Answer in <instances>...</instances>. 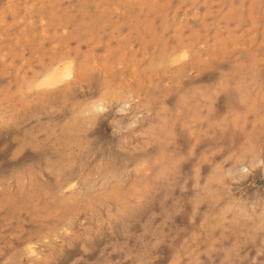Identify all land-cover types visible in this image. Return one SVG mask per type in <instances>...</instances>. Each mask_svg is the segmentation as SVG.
<instances>
[{
    "label": "rangeland",
    "instance_id": "obj_1",
    "mask_svg": "<svg viewBox=\"0 0 264 264\" xmlns=\"http://www.w3.org/2000/svg\"><path fill=\"white\" fill-rule=\"evenodd\" d=\"M260 3L261 0H0V112L7 110L12 120V126H0V145L11 146L25 135L31 138L35 134L47 139L45 129L56 127V120L63 112L53 114L51 108L44 111L35 104L29 107L20 92L22 88L26 91L27 82L41 70L55 67L66 57L77 62L78 78L84 75L90 78L86 86L99 90L111 85L135 92L143 97L146 105H166L184 89L199 97L187 112L202 110L207 114L208 96L200 87L185 86L199 82V86L207 88L219 79L222 69L235 75L234 94L239 103L247 99L249 91L253 97L264 98L261 91L264 86V11ZM184 48L190 50V59L182 65H173L171 57ZM217 104L223 106L219 97ZM249 109L252 107L245 111ZM148 110L145 109V115ZM159 111L160 108H156V112ZM165 118L169 127L167 139L175 143L171 135L174 119H170V113L162 114L160 118L155 116L156 127L141 128L133 137L141 149L147 148L148 141L158 136L159 125L165 124ZM252 119H255L254 112ZM133 122L134 125L141 123L135 117L126 118L118 131H114L112 121L109 122L108 133L116 138L118 150L122 151L120 146L127 147L130 143L124 129L131 130L128 125ZM97 127L96 124L91 130ZM204 128L206 134L201 137L194 138L191 132L184 135L190 154L225 131L210 129L207 122ZM132 150L135 151L136 146ZM26 151L32 156L39 155L30 148ZM22 156L23 153L16 159ZM8 163L15 161L9 158ZM35 163L38 165L39 160ZM31 166L29 161L28 167ZM7 181L13 183L11 197L6 194ZM24 188L18 170L9 167L5 172L0 164V190H3L0 191V254L7 253L9 260L19 259L16 253L33 235L32 202L24 195ZM187 219L188 224L193 223L191 215ZM184 223L182 211L162 209L159 216L150 215L142 223L137 218L122 224L118 234L106 242H98L99 246L86 254L93 256L90 264L104 259L105 252L126 261L128 256L120 250H138L141 233L148 230L159 233L160 242L154 241L153 258L175 264L186 241L191 242L192 234H184ZM205 225L212 230L208 219L201 217L197 232L203 231ZM136 228L140 231L136 232ZM69 251L85 254L80 248H69ZM251 255L255 256L256 252Z\"/></svg>",
    "mask_w": 264,
    "mask_h": 264
},
{
    "label": "clouds",
    "instance_id": "obj_2",
    "mask_svg": "<svg viewBox=\"0 0 264 264\" xmlns=\"http://www.w3.org/2000/svg\"><path fill=\"white\" fill-rule=\"evenodd\" d=\"M229 71L222 69L221 75ZM232 79L234 92L233 73ZM105 86L131 95L129 111L120 113L113 106L98 120V127L91 130L78 111L74 113L73 106L68 105L56 120V127L45 129L46 148L29 160V171H18L25 186L24 195L32 202L33 235L16 253L19 259L9 260L8 254L3 253L0 264H90L93 256L86 253L97 248L98 242L118 234L122 224L137 218L142 223L150 215H159L162 209L182 211L184 234H192L175 264H264V127L258 123L264 98L253 97L249 91L243 105L236 99L238 110L246 112L252 107L248 118L239 127L226 124L223 135L217 133L211 142L190 154L184 138L169 142L168 125L167 130L159 125L158 136L141 149L133 137L141 128L157 126L156 105L152 114L148 110L145 115L143 97ZM196 87L199 82L186 88ZM179 93L184 100L180 113L183 116L199 97L184 89ZM3 112L9 115L7 110ZM130 117L141 123L129 127L131 130L124 129L130 143L127 147L121 145V151L116 138L109 136L108 124L119 119L123 127ZM170 119L175 121L179 116L170 113ZM142 162H149L148 167L137 173ZM19 167H25L23 162ZM161 168L168 169L164 178H158ZM242 168L247 172L241 173ZM141 189L147 191L143 200H138ZM6 194L14 195L12 181H7ZM189 215L192 224L186 222ZM201 217L208 219L212 230L205 225L203 231L197 232ZM140 240L138 250H120L128 256L126 261L105 252V258L95 264H165L153 258L159 233L145 231ZM30 245L34 246L35 256L27 251ZM69 248H80L85 254ZM253 251L255 256L251 255Z\"/></svg>",
    "mask_w": 264,
    "mask_h": 264
},
{
    "label": "snow or ice",
    "instance_id": "obj_3",
    "mask_svg": "<svg viewBox=\"0 0 264 264\" xmlns=\"http://www.w3.org/2000/svg\"><path fill=\"white\" fill-rule=\"evenodd\" d=\"M260 8L264 11V0H261ZM191 52L188 48L178 50L171 57V63L173 65H182L190 59ZM84 71L83 69L81 70ZM90 78L84 75L82 78H78L77 74V62L71 57H66L62 61L55 65V67L48 70H41L40 73L27 82L26 91L21 89L20 95L23 97V102L29 107L33 104L40 106L44 111H48L51 108V112H64L68 105H72L73 112H77L79 116L83 117L91 128L95 126L98 120L113 110L120 113H126L129 111V106L133 102L131 95H125L122 90H115L107 88L106 86L101 89H96L94 86H86L87 81ZM233 84L231 71L223 73L219 79L207 88L199 86L204 95L208 96L210 104L207 105L208 112H184L183 116L180 113L183 111V97L178 92L173 100L167 101L166 105H156V108H160L159 112H155V116L160 118L162 114H176L179 116L178 120L172 122L171 135L176 139L177 137L183 138L188 132H191L194 138L205 135L204 122H207L210 129H224L226 124H230L234 127H239L242 120L248 118L249 111L244 112L238 110L236 107V97L231 90ZM187 87V85L185 86ZM183 90V89H181ZM215 95H209L212 92ZM79 92L91 93L80 97ZM217 97L221 98L223 106L217 104ZM241 103H245V100L241 99ZM146 108L150 110V114L153 105L147 104ZM167 118H165V130H167ZM258 123L264 127V105H262L260 118ZM12 126V120L6 112H0V126ZM113 130L118 131L121 128V121L119 119L112 120ZM134 122L130 123L128 127H133ZM147 134V133H145ZM150 143V142H149ZM47 146V141L44 136L37 137L35 134L30 138L25 135L20 138L16 144L0 145V164L3 165V169L6 170L9 167L17 169L20 172H27L30 170L28 167V161L34 156L30 155L27 149H31L32 152L42 153ZM123 147V145H122ZM13 148L16 150L13 153ZM23 153L20 159H16V156ZM11 158L15 161L13 164L8 163V159ZM160 157H157L159 161ZM23 162L25 167L20 168L19 165ZM149 162H142L138 164L136 172L140 173L146 167ZM241 173L247 172L246 168H242ZM168 169L161 168L158 178H164L167 176ZM147 189H141L138 191L137 199L143 200L144 194ZM34 246L30 245L28 248L29 255H36L33 250Z\"/></svg>",
    "mask_w": 264,
    "mask_h": 264
},
{
    "label": "bare ground",
    "instance_id": "obj_4",
    "mask_svg": "<svg viewBox=\"0 0 264 264\" xmlns=\"http://www.w3.org/2000/svg\"><path fill=\"white\" fill-rule=\"evenodd\" d=\"M3 131V130H2ZM5 132V131H4ZM115 135V134H114ZM5 142V141H4ZM6 175V174H5ZM168 211V210H167ZM159 216V215H158ZM171 216V215H170ZM173 216V215H172ZM170 218V217H169ZM137 220V219H136ZM153 220V219H152ZM161 220V219H160ZM159 220V221H160ZM180 220V219H179ZM171 221V220H170ZM183 221V220H182ZM186 221H188V219L186 220ZM165 222V221H164ZM190 223H191V221H189ZM138 223V222H137ZM133 224V223H132ZM149 224H150V222L148 223V225L147 226H149ZM171 224V223H170ZM169 224V225H170ZM140 226V225H139ZM148 228V227H147ZM159 228V227H158ZM128 229V228H127ZM146 229V228H145ZM160 229V228H159ZM146 231H148V230H146ZM167 231V230H166ZM129 233V232H128ZM178 233V232H177ZM130 234V233H129ZM131 236H133L132 235V233H131ZM134 237V236H133ZM131 238V237H130ZM166 239V238H165ZM115 240V239H114ZM124 241V240H123ZM126 241V240H125ZM178 241V240H177ZM124 243V242H123ZM167 243V242H166ZM174 243V242H173ZM113 244V243H112ZM126 245V244H125ZM160 245V244H159ZM167 245V244H166ZM107 246H108V244H107ZM156 247V246H155ZM104 248V247H103ZM171 249V248H170ZM155 251V250H154ZM100 256V255H99Z\"/></svg>",
    "mask_w": 264,
    "mask_h": 264
}]
</instances>
